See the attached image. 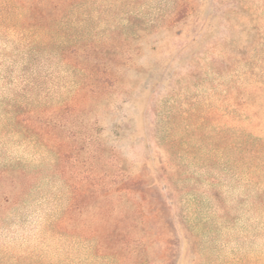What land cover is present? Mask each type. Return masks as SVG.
I'll return each instance as SVG.
<instances>
[{"label":"rangeland","instance_id":"obj_1","mask_svg":"<svg viewBox=\"0 0 264 264\" xmlns=\"http://www.w3.org/2000/svg\"><path fill=\"white\" fill-rule=\"evenodd\" d=\"M86 44L123 63L87 119L135 180L66 217L76 191L31 122L70 102ZM263 85L264 0H0V170L23 171L0 187V264H264V150L232 146L264 138Z\"/></svg>","mask_w":264,"mask_h":264},{"label":"trees","instance_id":"obj_2","mask_svg":"<svg viewBox=\"0 0 264 264\" xmlns=\"http://www.w3.org/2000/svg\"><path fill=\"white\" fill-rule=\"evenodd\" d=\"M91 48L89 44L82 45L81 48H71L75 54L72 60L76 63L75 65L81 63L79 67L85 78L84 82L76 89L70 102L53 110L56 112V121L39 125L31 122L42 145L52 150L58 158L55 167L56 173L69 185L72 191H76V194H72L70 197V203L65 213L66 217L77 209V203H82L79 209L84 210L89 201H92L94 205L97 201L111 196L116 190L117 193L127 191L126 186L135 180L114 153L108 154L104 150L100 140L102 130L97 119L92 121L87 119L98 102L111 93L109 87H112L117 80L116 69L123 65L122 62L112 61L102 54H99L94 59L95 61L90 60ZM260 92L262 93L260 94ZM235 93V98L239 102L238 106L249 107L250 104L241 103L244 99L243 92L236 91ZM249 94L252 99L251 106L256 108L250 113V118L263 117L264 85L261 90L257 87L249 91ZM256 99H259L258 103L255 101ZM221 119V117H217L215 122L219 124ZM204 125L208 128L211 126L209 118L204 119ZM252 127L258 132L262 131L259 128L260 124L255 123V126ZM238 138V141L232 146L243 153H249L257 158V155L264 150V138L254 137L246 132H240ZM22 173V170L16 169L14 166L2 168L0 170V187L17 188L21 185L18 179L23 177ZM76 181L80 182V187L75 185ZM107 209L112 210V208ZM139 241L140 239L138 236L136 238V235L123 241V253L126 258L131 257L133 253L129 249L130 245H137Z\"/></svg>","mask_w":264,"mask_h":264}]
</instances>
